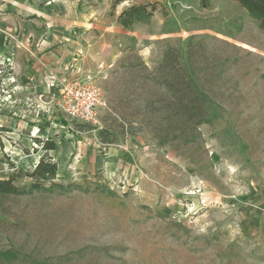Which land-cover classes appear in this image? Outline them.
<instances>
[{"label": "rangeland", "instance_id": "374dc122", "mask_svg": "<svg viewBox=\"0 0 264 264\" xmlns=\"http://www.w3.org/2000/svg\"><path fill=\"white\" fill-rule=\"evenodd\" d=\"M148 2L154 23L123 27L119 15ZM170 47L213 99L188 145H159L157 119L135 115L162 92L147 94L144 67ZM0 63L14 72L1 85L0 178L10 162L32 172L41 138L56 143V181L89 190L0 197V252L18 256L0 264H264V28L238 2L0 0ZM88 75L102 93L96 123L61 107ZM130 124L137 135L116 144L97 135Z\"/></svg>", "mask_w": 264, "mask_h": 264}, {"label": "trees", "instance_id": "16d2710c", "mask_svg": "<svg viewBox=\"0 0 264 264\" xmlns=\"http://www.w3.org/2000/svg\"><path fill=\"white\" fill-rule=\"evenodd\" d=\"M235 1L250 16L259 20L260 26L264 28V0ZM157 5L158 2L133 4L119 15L118 20L125 28H129L135 23H149L157 10ZM175 52L176 49L170 47L165 51L163 59L157 67L151 70L147 66L144 67L145 71L148 70L149 74L153 75L147 77L145 82H141L147 94H150L152 85L156 87L161 85L162 92L156 100L153 99L154 96L152 97V95L151 97H140L137 100V106H135V115L148 114L152 119H157L158 124L153 136L161 146L175 142L183 145L195 142L200 126L210 119L211 109L206 104L213 100L195 76L192 65L188 63V60L182 62L184 55ZM13 77L12 67L0 63V99L3 81ZM89 129L91 128L87 126H79V130L86 131ZM4 130L6 129L0 127V132ZM97 135L103 144L111 145L116 144L120 139L125 140L127 136L135 137L137 130L130 124V130L118 135L111 127L105 126L98 131ZM34 141L46 153L40 157L32 172H25L22 169L14 170V164L10 162L12 170L9 178H0V197L29 195L35 192H66L73 186L81 187L86 192L89 191L80 184L57 182L58 163L54 162L52 157L48 155V151L56 149L55 141L42 140L41 138H35ZM24 177H30L31 182L25 186L17 185L16 182ZM16 259H18L17 254L12 251L0 252L1 262H14Z\"/></svg>", "mask_w": 264, "mask_h": 264}, {"label": "built area", "instance_id": "2783aa9c", "mask_svg": "<svg viewBox=\"0 0 264 264\" xmlns=\"http://www.w3.org/2000/svg\"><path fill=\"white\" fill-rule=\"evenodd\" d=\"M102 104L101 89L91 75L74 79L62 92V110L72 120L96 123Z\"/></svg>", "mask_w": 264, "mask_h": 264}, {"label": "crops", "instance_id": "0c3cea01", "mask_svg": "<svg viewBox=\"0 0 264 264\" xmlns=\"http://www.w3.org/2000/svg\"><path fill=\"white\" fill-rule=\"evenodd\" d=\"M154 18H155V16L152 17V21H151V22H153V23H154Z\"/></svg>", "mask_w": 264, "mask_h": 264}]
</instances>
